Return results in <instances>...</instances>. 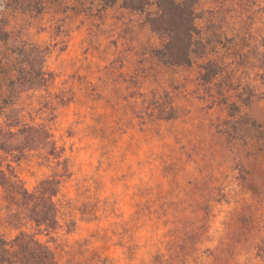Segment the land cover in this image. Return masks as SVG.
Returning a JSON list of instances; mask_svg holds the SVG:
<instances>
[{"label":"rangeland","instance_id":"1","mask_svg":"<svg viewBox=\"0 0 264 264\" xmlns=\"http://www.w3.org/2000/svg\"><path fill=\"white\" fill-rule=\"evenodd\" d=\"M197 7L199 23L222 36L223 72L213 83L199 80L198 64L152 57L162 40L121 2L101 9L99 0H44L39 14L0 9V37L8 34L0 39V94L16 72L13 47L47 48V84L8 92L0 125L19 117L51 131L54 154L26 151L14 166L29 189L55 167L65 172L58 226L39 234L59 264H264V0ZM240 92L251 94L249 104ZM226 100L240 104L242 118L230 135ZM154 101H171L177 116L159 119ZM8 205L0 186L6 238L34 229L9 216Z\"/></svg>","mask_w":264,"mask_h":264},{"label":"trees","instance_id":"2","mask_svg":"<svg viewBox=\"0 0 264 264\" xmlns=\"http://www.w3.org/2000/svg\"><path fill=\"white\" fill-rule=\"evenodd\" d=\"M199 1L99 0L101 9L121 2L123 8L144 14L150 30L162 40L160 46L151 49L152 57L158 62L168 66L198 64L199 80L213 83L223 72V65L216 58L222 36L212 23H199L203 18L202 11L197 7ZM1 8L39 14L44 9V0H0ZM7 38L8 34L2 33L0 39ZM13 51L17 56L16 72L8 79L7 92L0 94V102L12 103L8 94L17 87L20 90L34 89L44 86L49 80L44 69L47 48L22 43L13 47ZM237 98L247 105L251 101V94L244 96L240 92ZM225 103L230 114L225 133L230 135L233 129H237L234 124L240 123L242 119L238 117L240 104L228 100ZM152 107L159 119L171 120L177 116V109L171 101L165 104L154 101ZM6 119L5 126L0 125V186L11 209L9 216L19 220V225H24L23 222L33 224L34 229H22L11 239L0 232V264H59L54 250L39 238V234L55 230L58 226L55 198L65 172L55 167L49 176L29 189L14 166L26 151L49 149L53 151L50 154H54L55 143L51 139V131L43 124L24 123L19 117L15 121L10 117ZM253 123L255 128L259 127L256 120ZM243 132L242 138H262ZM4 155L12 158L4 159ZM258 255L264 261V238L258 247Z\"/></svg>","mask_w":264,"mask_h":264}]
</instances>
